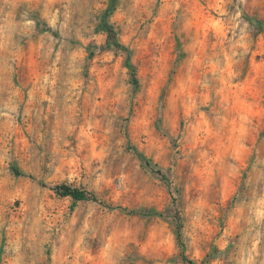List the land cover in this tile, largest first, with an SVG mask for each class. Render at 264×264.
I'll list each match as a JSON object with an SVG mask.
<instances>
[{"label": "rangeland", "instance_id": "374dc122", "mask_svg": "<svg viewBox=\"0 0 264 264\" xmlns=\"http://www.w3.org/2000/svg\"><path fill=\"white\" fill-rule=\"evenodd\" d=\"M180 241L264 264V0H0V264Z\"/></svg>", "mask_w": 264, "mask_h": 264}, {"label": "trees", "instance_id": "16d2710c", "mask_svg": "<svg viewBox=\"0 0 264 264\" xmlns=\"http://www.w3.org/2000/svg\"><path fill=\"white\" fill-rule=\"evenodd\" d=\"M255 22H256V24L259 23V21H255ZM128 65L131 68L132 74H135V66L133 64H131L130 62L128 63ZM140 156L143 159H145L144 155H140ZM57 188H60V190H62V193L64 195H70L77 201H79V200H90V199L97 200L96 195H94L93 193H91V192H89L87 190H84V189L73 188V187L68 186V185H61L60 187H57ZM180 243H181V241H180ZM182 257H183L184 260L188 261L190 264H196L193 259H190L185 254V251H184V248H183V244H182Z\"/></svg>", "mask_w": 264, "mask_h": 264}]
</instances>
